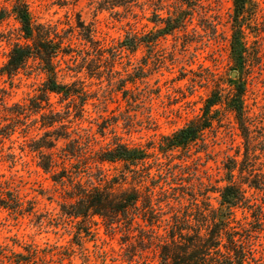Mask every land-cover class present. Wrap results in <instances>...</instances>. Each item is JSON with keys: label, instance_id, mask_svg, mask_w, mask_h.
Wrapping results in <instances>:
<instances>
[{"label": "rangeland", "instance_id": "374dc122", "mask_svg": "<svg viewBox=\"0 0 264 264\" xmlns=\"http://www.w3.org/2000/svg\"><path fill=\"white\" fill-rule=\"evenodd\" d=\"M16 1L0 0V69L13 44L27 42L13 13ZM21 1L26 3L35 26L50 25L60 33L72 29L74 51L56 59L61 69L58 80L84 88L88 95L84 111L80 113L70 105L67 116L69 99L49 95L50 104L69 126L70 138L80 135L81 141L91 143L96 151L118 140L129 149L153 153L161 161L169 154L182 155L188 166L184 175L195 172L196 183L202 182V188L208 189L211 206L219 208L218 187L227 183L225 165L237 152L238 161L244 160L245 139L229 105L242 85L250 145L256 146L248 169L264 172V0H251L241 19L246 52L236 68L231 46L233 0ZM82 25L90 28L94 39L107 49L133 34L146 42L135 52L124 49L111 68L89 55L92 45L81 38ZM105 56H109L108 51L102 59ZM95 65L101 66L89 75L86 68ZM44 80L33 60L11 77L0 72V264H158L153 251L141 250L139 232L130 239L134 254L128 263L120 232L108 233L97 216L85 232L80 219L66 214L75 201L64 174L71 167L68 160L63 162L61 151L68 140H55L61 130L45 135L60 126H43L47 106L38 112L28 109L26 114L19 113L22 105H30L39 95ZM212 91H219L222 98L213 108L214 120L205 129V142L197 140L187 151L180 146L164 152L162 146H167L173 134L201 114ZM53 142L55 147H51ZM179 162L174 159V163ZM92 166L95 176L100 168L109 178L117 177L118 192L150 185L149 179L136 184L135 167L125 161L94 162ZM240 166L234 171L237 181L242 179ZM151 173L156 177L154 167ZM255 195L259 196L257 192ZM233 211L231 226L239 231L242 226L252 230L257 256L264 255V223L259 226L249 209L236 207ZM79 231L81 239L76 236ZM33 248L38 250L36 257L31 255Z\"/></svg>", "mask_w": 264, "mask_h": 264}, {"label": "trees", "instance_id": "16d2710c", "mask_svg": "<svg viewBox=\"0 0 264 264\" xmlns=\"http://www.w3.org/2000/svg\"><path fill=\"white\" fill-rule=\"evenodd\" d=\"M250 1L233 0L235 15L231 46L235 68L241 65L246 52L241 37V19L244 18ZM13 13L27 42L13 44L7 62L1 67L0 72L11 77L24 68L29 60H33L37 61L40 71L45 75L39 95L31 99L30 105H22L19 113L26 114L28 109L34 113L47 106L48 113L42 114L45 119L43 126L53 128L56 123L60 126L53 131H46L45 135L53 136L56 131L61 130L56 134L55 140L58 141V138L68 140L61 151L63 162L68 160L71 167L64 170V174L71 185L70 197L75 198V201L70 203V209L66 214L80 219L79 222L84 225L85 232H89V226L94 223L95 216L101 218L108 233L120 232L128 251L123 256L128 263L133 261L134 254H131L130 239L136 236L137 231L141 250L146 248L153 251L158 264H264V255L257 256L258 250L254 248L252 230L242 226L239 231L231 226L235 221L233 209L236 207L249 209L259 226L264 223V172L260 169L256 172L254 169H248L250 154H255L256 146L250 145L251 130L244 113L243 86L241 85L237 93L231 97L229 105L236 113L238 128L245 139L244 160L238 161L236 156L239 152L229 158V163L225 165L228 170L227 183L218 187L221 207L214 208L209 202L208 189L202 188V182L196 183V173L188 172L187 177L184 175L188 166L182 155L169 154L166 161H161L153 153H147L139 148L129 149L118 140L96 151L91 143L82 142L80 135L70 138L71 134L67 131L69 126L63 122L64 117L60 116V112L55 111L50 104L49 95L60 94L63 99H69L68 109L65 111L67 116L71 114L70 105L80 113L84 111L83 107L88 97L84 88H74L58 80L61 69L59 60L56 59L60 55L64 57L74 51L71 43L72 29L60 33L57 28L50 25L35 26L26 3L21 0L16 1ZM81 28L79 33L81 38L92 45V50L87 51L89 55L97 57L99 62L104 60L105 65L111 68L121 57L124 49L135 52L139 45L146 42L142 37L133 34L115 47L107 49L104 44L94 39L90 28L84 25ZM106 51L109 56L102 59ZM100 66H88L86 69L89 75H92ZM129 78L132 79V76L129 75ZM221 98L222 94L219 91H212L205 100L201 114L173 134L167 146H162L164 152L168 153L180 146L187 151L193 142L197 140L205 142V129L212 126L214 120L212 112H215L213 108L221 102ZM56 145L57 143L53 142L51 147ZM261 150L263 151L262 148ZM176 158L180 160L179 163H174ZM253 158L260 157L253 155ZM89 159L94 161L89 162ZM116 160L125 161L126 164L135 167L132 172L138 178L136 184L149 179L150 185L143 183V188L133 186L118 192L120 183L117 177L109 178L100 168L98 176L92 173V163ZM238 165H241L238 169L239 176H242L240 181L234 178V171ZM153 167L157 171L156 177L151 173ZM244 171L248 173L245 178ZM64 174L61 177L65 176ZM197 187L201 189L197 191ZM252 189L254 192L250 193ZM255 192L259 196H256ZM7 205L11 206V203ZM76 236L81 239V231ZM82 253L85 257V253ZM37 254L38 250L33 248L31 255L36 257Z\"/></svg>", "mask_w": 264, "mask_h": 264}]
</instances>
